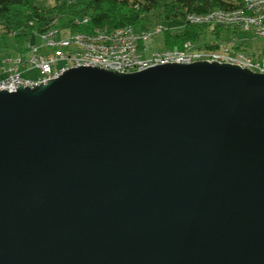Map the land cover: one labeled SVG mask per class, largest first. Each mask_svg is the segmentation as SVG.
Masks as SVG:
<instances>
[{"label": "water", "instance_id": "obj_1", "mask_svg": "<svg viewBox=\"0 0 264 264\" xmlns=\"http://www.w3.org/2000/svg\"><path fill=\"white\" fill-rule=\"evenodd\" d=\"M0 264H264V74L79 66L1 90Z\"/></svg>", "mask_w": 264, "mask_h": 264}, {"label": "built area", "instance_id": "obj_2", "mask_svg": "<svg viewBox=\"0 0 264 264\" xmlns=\"http://www.w3.org/2000/svg\"><path fill=\"white\" fill-rule=\"evenodd\" d=\"M240 7L232 12L211 11L208 14H186L189 23L198 25L208 23L211 26L236 30L254 26L256 34L264 41V0H240ZM54 20L51 24H54ZM75 24L86 23L87 19ZM260 25V26H256ZM132 26L115 29L97 27L90 32H71L68 26L59 28L57 25L43 28L39 33L42 41L40 53L34 46L29 47V55L10 61V65L2 72L4 80L0 82V91L14 92L18 83L22 87L33 88L36 84L53 80L65 70L84 67H97L106 71L130 74L142 71L162 63H194L186 52L175 49L164 52H152L147 43L153 36L163 31L161 26L155 27L150 33L136 32ZM75 46L77 50H72ZM210 54L208 61L237 65L254 74H264V58L261 60L242 59L224 60ZM245 58V57H240ZM34 72V74H32Z\"/></svg>", "mask_w": 264, "mask_h": 264}, {"label": "trees", "instance_id": "obj_3", "mask_svg": "<svg viewBox=\"0 0 264 264\" xmlns=\"http://www.w3.org/2000/svg\"><path fill=\"white\" fill-rule=\"evenodd\" d=\"M36 1L0 0V26L3 29H8V33L15 29L21 30L18 35L12 38L16 45L27 43L33 30L31 27L25 26L27 14L30 19H37L39 22L44 18L45 24L56 18L57 25L63 23L59 22L60 20L64 21L63 18L67 21L72 17H86L88 23L85 25L67 26L71 32L87 33L101 26L115 29L124 26L134 27L142 22L149 23L150 15L155 21L166 22L170 21L179 11L185 14L204 15L211 11L228 13L240 7V2L231 0H52L53 6L43 11L36 7ZM67 22L69 23V21ZM42 25L44 23L36 25L38 26L36 29L41 31L39 28ZM221 31L220 27L215 26L214 33L211 34L215 38ZM202 33L204 34L203 27L185 25L179 33H165L164 44L167 48H176L185 42H195L203 35ZM5 35L0 34V40Z\"/></svg>", "mask_w": 264, "mask_h": 264}, {"label": "rangeland", "instance_id": "obj_4", "mask_svg": "<svg viewBox=\"0 0 264 264\" xmlns=\"http://www.w3.org/2000/svg\"><path fill=\"white\" fill-rule=\"evenodd\" d=\"M233 2H239L240 0H231ZM35 5L40 10H47L51 6H53L52 0H37L35 2ZM153 15V14H152ZM77 17H72L67 19L60 20L59 22H63L60 25H57L58 21L56 18L53 20L55 21L54 24H51V22L45 24V19L42 18L41 21H37V19H30L29 14L26 15L27 22H25V26H28L27 28H32L33 30L30 33L29 41L25 43L24 45H16L14 44L12 38L16 35H18L21 30L15 29L13 31H10L8 33V29H3L2 26H0V34H6L2 40H0V82L3 81L4 75L3 71L5 68H7L8 65H10V61L16 58H22L27 55H29L30 50L29 47L34 46L36 48H39L38 50L40 53L44 52V49L41 48L42 41L39 39V33L42 32L43 28L53 25H57L59 28H66L67 25L69 26H78V24H75L73 20ZM86 17L83 18H77L78 21H83ZM87 19V18H86ZM149 23L148 22H142L140 25L134 26L133 30L136 32H145L150 33V31L154 30L155 27L161 26L163 28V31L156 34L152 37L148 44L150 50L152 52H164L165 50L175 49L177 51H183L185 48L184 46L186 44H191L189 47H187L186 52L190 55V57L196 61H206L209 62V55L215 54L218 55L217 57L222 58L224 60L231 59L233 61H236L235 58L240 61L242 59H251V60H261L264 58V41L260 39L256 34H254V31L256 28L254 26H250L248 29L241 28L236 30H230V28H221V32L218 36H214L211 34L213 32V28L215 26L208 25V23L203 24H196V23H189L186 19V14L182 12H177L176 15L170 20L166 22H158L155 21L153 16H149ZM40 20V19H39ZM187 20V21H186ZM67 22V23H66ZM44 23L41 28H39L41 31H38L36 29V25ZM88 23V20L85 24ZM80 25H85L84 23H79ZM185 25L189 26H199L203 27L204 34L201 35L198 40L195 42H185L181 46L176 48H167L164 44V34H176L179 33ZM260 26V25H256ZM108 28L107 26H101V28ZM26 28V31L28 33V30ZM97 28V27H96ZM37 30V31H36ZM214 33V32H213ZM72 50H77L75 46L72 47ZM245 57V58H240ZM34 74V72H32Z\"/></svg>", "mask_w": 264, "mask_h": 264}]
</instances>
